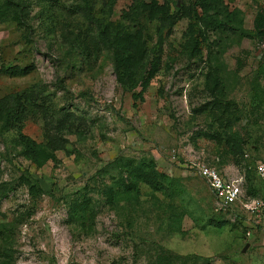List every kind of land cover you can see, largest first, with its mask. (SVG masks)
<instances>
[{
  "label": "rangeland",
  "instance_id": "1",
  "mask_svg": "<svg viewBox=\"0 0 264 264\" xmlns=\"http://www.w3.org/2000/svg\"><path fill=\"white\" fill-rule=\"evenodd\" d=\"M263 161L264 0H0V264H257Z\"/></svg>",
  "mask_w": 264,
  "mask_h": 264
},
{
  "label": "built area",
  "instance_id": "2",
  "mask_svg": "<svg viewBox=\"0 0 264 264\" xmlns=\"http://www.w3.org/2000/svg\"><path fill=\"white\" fill-rule=\"evenodd\" d=\"M190 170L192 173L191 175L198 176L206 183L215 199L221 205L240 202L243 204L247 212H250L252 215H259L264 209V202L262 201L244 203V197L238 183L224 179L217 169L199 163L191 166ZM253 173L259 178L264 179V161L259 162L254 166Z\"/></svg>",
  "mask_w": 264,
  "mask_h": 264
},
{
  "label": "crops",
  "instance_id": "3",
  "mask_svg": "<svg viewBox=\"0 0 264 264\" xmlns=\"http://www.w3.org/2000/svg\"><path fill=\"white\" fill-rule=\"evenodd\" d=\"M261 180L264 179L261 178ZM249 215H250L248 219V226H249L248 243H250L249 249L252 248L254 249L253 251L258 257L257 264H264V209L259 215H252L251 213ZM250 220L252 221L250 222ZM233 247L235 249L237 248L236 245H233Z\"/></svg>",
  "mask_w": 264,
  "mask_h": 264
},
{
  "label": "trees",
  "instance_id": "4",
  "mask_svg": "<svg viewBox=\"0 0 264 264\" xmlns=\"http://www.w3.org/2000/svg\"><path fill=\"white\" fill-rule=\"evenodd\" d=\"M227 17H230V16H227ZM29 149L31 151V157L33 161L40 166L46 163L48 160H51L53 158V153L49 151L48 149L46 150L44 147L40 145L32 144L29 146L28 150ZM249 171L254 172V166L250 167Z\"/></svg>",
  "mask_w": 264,
  "mask_h": 264
}]
</instances>
